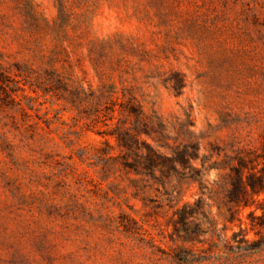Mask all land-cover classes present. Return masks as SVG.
Segmentation results:
<instances>
[{"label":"rangeland","instance_id":"rangeland-1","mask_svg":"<svg viewBox=\"0 0 264 264\" xmlns=\"http://www.w3.org/2000/svg\"><path fill=\"white\" fill-rule=\"evenodd\" d=\"M120 126L198 158L138 175ZM241 154L264 175V0H0V264H264Z\"/></svg>","mask_w":264,"mask_h":264},{"label":"trees","instance_id":"trees-1","mask_svg":"<svg viewBox=\"0 0 264 264\" xmlns=\"http://www.w3.org/2000/svg\"><path fill=\"white\" fill-rule=\"evenodd\" d=\"M112 135L117 137L119 146L125 152L123 155V168L138 175L154 178L158 171L162 176L169 178L172 173L177 174L176 163L186 167L190 160L198 158V146L191 144L182 151L176 152V156L166 157L158 153L145 141L139 140L138 135L130 133L128 129L121 126ZM133 155L134 162L128 161L125 156ZM200 171L189 176L191 183H199L200 189L204 191ZM183 185L182 180L180 181ZM226 192V201L231 214L240 206H251L255 203V197L264 194V175H259L251 158L245 155L237 157V165H232L227 174L225 183L221 185ZM186 204L185 208H189ZM191 212L189 215H192ZM185 217L183 221H186ZM187 261V258H184Z\"/></svg>","mask_w":264,"mask_h":264}]
</instances>
